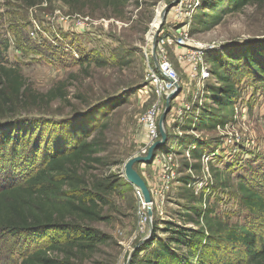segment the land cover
Instances as JSON below:
<instances>
[{"label": "rangeland", "instance_id": "rangeland-1", "mask_svg": "<svg viewBox=\"0 0 264 264\" xmlns=\"http://www.w3.org/2000/svg\"><path fill=\"white\" fill-rule=\"evenodd\" d=\"M28 1L32 2L0 0V43L9 41L2 57L7 67L18 71L28 89L17 102L0 110L4 113L0 117V184L7 175L38 166L45 150L57 148L60 142L65 145L73 137L76 125L92 129L105 151L100 154L101 163L82 171L89 183L99 181L113 189L103 195L104 219L84 224L97 229L105 242L94 253H78L70 262L126 264L134 246L150 229L141 209V193L126 182L123 165L148 142L141 123L143 114L156 105L159 119L165 110L170 93L165 92L155 68L151 43L161 12L175 0L130 1L114 11L94 0H74L70 5L41 0L26 7ZM201 9V0H180L167 11L158 38L164 40L165 55L181 90L170 101L167 142L152 163L135 166L151 193L157 239L169 236L164 230L168 223L181 225L177 213L188 203L182 178L189 182V189L203 193L205 205L216 216L243 224L250 216L234 186L240 178L249 180L264 172V79L245 63L239 65L243 73L236 78L239 99L231 119L213 130L193 127L203 109L213 107L209 97L210 89L218 86L211 71L215 65L228 64V56L242 55L246 49L264 50V1L228 14L208 28L195 19ZM200 51L210 66L209 76L203 80L192 75L198 74L202 61H188ZM156 59L158 62L157 52ZM261 65L264 67V61ZM49 91L59 98H44ZM15 129L21 132L19 142L2 146L4 137ZM26 142L32 146L25 147ZM34 142L40 147L36 152ZM198 144L202 169L193 171L189 166L196 160L190 152ZM214 170L225 171L223 185L231 187L215 180ZM41 245L30 246L0 235V264H11L19 253ZM147 254L140 253L137 260Z\"/></svg>", "mask_w": 264, "mask_h": 264}, {"label": "trees", "instance_id": "trees-1", "mask_svg": "<svg viewBox=\"0 0 264 264\" xmlns=\"http://www.w3.org/2000/svg\"><path fill=\"white\" fill-rule=\"evenodd\" d=\"M40 1H28L25 5L34 7ZM59 1L65 5L74 2ZM94 1H102L106 9L114 11L137 0ZM262 1L201 0L202 9L196 13L195 19L202 28H208L220 23L224 16ZM8 48V40L0 43V110L4 105L14 104L28 92L18 71L14 67H7L2 57V52ZM262 51L246 49L242 55L228 56L230 60L227 62L233 65L232 68L226 63L215 65L211 71L218 86L210 89L209 97L213 107L203 109L193 125L196 131L224 127L231 119L233 105L239 99L236 78L243 73L239 65L245 63L251 72L264 79ZM43 97L50 101L59 98L54 91L47 92ZM3 114L0 113V117ZM86 129L80 124L76 125L72 128L73 137H69L65 145L60 142L57 148L45 150L38 166L23 174L20 170L14 176L7 175L2 180L1 237L6 240L19 239L30 246L42 243L32 250L19 253V258L11 264H72L70 260L78 253L92 254L105 242L104 235L84 224L104 219L101 209L103 195L113 189L107 183H89L86 180V171L82 169L101 163L100 154L105 151L92 129ZM20 135L21 132L19 134L15 129L4 137L2 146L18 143ZM29 144L26 142L25 147H29ZM39 149L34 142V151ZM201 152L199 144L190 152L191 158L196 160L189 166L193 171L202 169L199 159ZM209 171L212 172V168ZM223 172L213 171V178L219 180L221 185L226 184L223 181L226 172ZM181 180L184 184L183 196L188 201L177 213L181 225L168 223L164 229L165 234H169L166 239L155 237L158 228L155 225L152 239L136 250L131 264H264V172L261 175L253 174L249 180L240 178L234 186L242 207L250 216V221L243 224L223 221L205 205L202 192L196 193L189 189V182L185 178ZM144 251H148L146 257L137 260Z\"/></svg>", "mask_w": 264, "mask_h": 264}, {"label": "water", "instance_id": "water-1", "mask_svg": "<svg viewBox=\"0 0 264 264\" xmlns=\"http://www.w3.org/2000/svg\"><path fill=\"white\" fill-rule=\"evenodd\" d=\"M179 1L180 0H175L173 3H171L166 8H164V10L161 12V21H160L157 29L153 33L151 50H152V58H153V61L155 64V68L157 70H158V62L156 59V47H157V42H158V38H159V33H160L161 27L165 21L167 11L173 5H176ZM161 76L163 77V79L167 83L171 84L174 87V90L166 97L165 110L163 111V113L160 115V117L158 119L159 140L155 141L152 145L149 146L145 155L140 156V155L136 154V155L130 157L123 165V174H124V178H125L126 182L129 183L130 185H132L134 188H136V190H138L141 193L143 204L147 206V220H148V226L150 229L148 236L146 238H144L143 240H141L138 243V245L134 246V248L132 250L134 252V254H135L136 250L141 245H144L145 243H147L148 241H150L152 239V233H153V222H152L153 213H152V209H151V205H152L151 193H150V190L148 189L145 181L143 180V178L139 175V173L135 169V166L140 165V164L148 165V164L152 163V161L154 160V158L156 156V153L158 151H160V149L167 142V132L165 129V122H166V116L170 110V101L181 90V87L179 86V84L177 82H174L171 79H169L163 75H161ZM133 252H132V254H133ZM133 255H130L128 257L126 264H131Z\"/></svg>", "mask_w": 264, "mask_h": 264}, {"label": "built area", "instance_id": "built-area-1", "mask_svg": "<svg viewBox=\"0 0 264 264\" xmlns=\"http://www.w3.org/2000/svg\"><path fill=\"white\" fill-rule=\"evenodd\" d=\"M163 46H164V40L161 39L157 42V47H156V52L158 56V74L161 77V80H163L162 82L161 81L160 82L165 85V89H166L165 92L171 93L174 90V87L171 84L167 83L161 75L171 79L174 82H177L178 84L179 82L177 80V73L175 69L171 66L170 62L168 61L165 55ZM203 55H204V52L200 51V53L197 54L198 57H195V58L191 57L189 58V60L187 58L188 61L190 62L194 61L195 64L198 63L197 60L202 61L200 62L198 74L196 75L192 74L193 76L199 77L201 80L206 79L209 76V70H210V66L208 65V63L204 61ZM158 108L159 107L156 105L151 106L141 117V123L144 125L145 129L148 132V142L146 146L142 148L139 151V153H137V155H140V156L145 155L149 146L152 145L159 137L158 127H157V119L159 116ZM137 194H140L138 190H137Z\"/></svg>", "mask_w": 264, "mask_h": 264}, {"label": "bare ground", "instance_id": "bare-ground-1", "mask_svg": "<svg viewBox=\"0 0 264 264\" xmlns=\"http://www.w3.org/2000/svg\"><path fill=\"white\" fill-rule=\"evenodd\" d=\"M159 19L161 21V15H160ZM160 21H159V23H160ZM151 46H152V44H151ZM139 198H141V200H142V196L140 197V195H139ZM141 209L143 210V212H146V216H147V206L143 204V201H141Z\"/></svg>", "mask_w": 264, "mask_h": 264}]
</instances>
